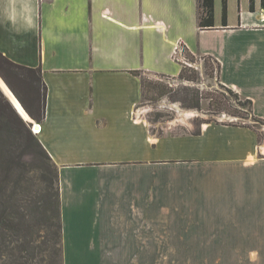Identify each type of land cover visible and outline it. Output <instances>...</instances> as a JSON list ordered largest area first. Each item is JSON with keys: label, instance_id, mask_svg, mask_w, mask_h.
Returning a JSON list of instances; mask_svg holds the SVG:
<instances>
[{"label": "crops", "instance_id": "obj_1", "mask_svg": "<svg viewBox=\"0 0 264 264\" xmlns=\"http://www.w3.org/2000/svg\"><path fill=\"white\" fill-rule=\"evenodd\" d=\"M230 3L226 26L223 2L215 0V27L200 29L198 0H0V51L41 67L47 85L45 118L37 122L0 75V88L40 125L37 135L59 167L63 264H161L160 249L201 247L235 249L234 264H264V157L256 155V132L206 123L199 134L155 137L139 111L142 77L133 73L179 75L181 64H169L183 38L178 13L189 9L200 32L232 42L222 53L185 45L215 57L220 80L251 98L264 118L262 0L254 11L250 0H237L236 20ZM220 161L232 165L230 209L208 207L206 182L193 191L188 174ZM226 215L231 230L215 234L193 219Z\"/></svg>", "mask_w": 264, "mask_h": 264}, {"label": "rangeland", "instance_id": "obj_2", "mask_svg": "<svg viewBox=\"0 0 264 264\" xmlns=\"http://www.w3.org/2000/svg\"><path fill=\"white\" fill-rule=\"evenodd\" d=\"M179 1L182 3L194 2V0ZM229 15L231 20H236L238 15L237 0H231ZM178 17L179 22L176 32H181L183 38L178 40V51L176 50L174 55L175 62L170 63L169 68H177L180 62H186L199 74V79L190 81L154 74L147 76L145 97L139 107V111L143 113L145 120L149 123L151 133L155 137L195 133L206 123L249 125L250 127L248 128L254 130L257 134L256 155L264 157V118L255 112L254 115L256 117L239 118L226 112H221L210 105V96L219 98L222 96L221 91L225 92L222 87L224 83L215 77L216 74H213V77L206 72L207 63L210 65L208 70L210 72L212 70L211 67H214L216 71L217 62L207 57L208 54L196 56V61L188 62L185 50L180 45L181 43L187 44L186 41H188L200 51L222 53L223 48L231 44V35L213 31L200 32L196 18L194 14L190 16L189 9L185 13L181 12V15L178 13ZM148 62L151 63L150 60ZM166 88L168 92L161 96L160 93ZM226 95L228 97L230 94L227 93ZM231 99L233 98L231 97ZM198 100L200 101L199 107L195 106ZM34 125L32 124L33 132H35ZM21 161L22 190L20 194L21 198L25 199L23 203H26V226L22 233L24 237L26 235L28 241L24 246L23 252L27 257L25 261L26 264L33 262L36 264H53L54 260L50 256L47 245L44 243L47 230L44 227H37L36 219L32 217L34 206L30 201H32V198L39 197L42 187L38 180L39 171L35 169L38 163L34 162L29 154L24 155ZM188 174L191 177L193 191L199 186H204V182H206L210 199L208 207H221L222 202V207L231 208L232 165L230 161H220L200 167L194 166ZM230 211L229 213H231ZM193 219H199V221L203 219L202 227L209 230L213 229L212 234H215L214 231L231 230L230 215L199 216L193 217ZM225 237L230 239V234L227 236L225 234ZM160 250L161 264H234L235 261V249L230 247L170 248ZM241 256L242 254H240V258ZM2 261L10 263L7 256H2Z\"/></svg>", "mask_w": 264, "mask_h": 264}, {"label": "trees", "instance_id": "obj_3", "mask_svg": "<svg viewBox=\"0 0 264 264\" xmlns=\"http://www.w3.org/2000/svg\"><path fill=\"white\" fill-rule=\"evenodd\" d=\"M222 2V22L226 26L228 24V0H222ZM250 2V9L254 11L255 0H250ZM262 5L264 7V0H262ZM198 26L200 29L215 27V0H198ZM180 45L185 50L187 61H196L197 55L184 43ZM207 57L214 59L217 66L216 71L214 67H211L212 70L209 72L210 65L207 63L206 72L211 76L216 74L215 77L220 80L221 64L212 55L208 54ZM180 64L181 70L177 78L190 81L199 79V74L192 69L191 65L186 62H180ZM133 73L142 77L143 98L147 86L146 78L150 74L176 78L160 73L142 71H133ZM0 75L19 99L29 116L33 120L41 122L45 118L47 104V85L43 80L41 67H29L19 64L0 51ZM222 87L225 92L221 91L222 96L219 98L210 96V105L221 112L239 118L255 116L251 98L241 95L225 84H222ZM167 92L166 88L160 95L163 96ZM227 93L230 94L228 97ZM195 106H200L199 100ZM32 124L15 109L12 102L0 88V264H26L25 258L27 257L23 252L28 241L26 235L24 237L22 233L26 226V203H23L25 199L21 198L20 194L22 190L20 162H22V157L27 154L32 157L34 162L38 163L35 169L39 171L38 180L42 184L39 197L32 198V201H30L34 206L32 217L36 219L37 227H44L47 230L44 243L54 260L53 264H63L59 167L42 144L37 133L32 131ZM235 125L250 127L244 124ZM200 132L201 128L195 134ZM2 256H7L10 263L3 262Z\"/></svg>", "mask_w": 264, "mask_h": 264}, {"label": "bare ground", "instance_id": "obj_4", "mask_svg": "<svg viewBox=\"0 0 264 264\" xmlns=\"http://www.w3.org/2000/svg\"><path fill=\"white\" fill-rule=\"evenodd\" d=\"M0 83L3 85V87L5 88L6 87V85H5V83H3V81L0 79ZM22 111V110H21ZM36 125H37V123H36ZM39 125V124H38ZM40 129H41V127H40V125H39V127L38 128H35V131L36 132H40Z\"/></svg>", "mask_w": 264, "mask_h": 264}, {"label": "water", "instance_id": "obj_5", "mask_svg": "<svg viewBox=\"0 0 264 264\" xmlns=\"http://www.w3.org/2000/svg\"><path fill=\"white\" fill-rule=\"evenodd\" d=\"M38 127H39L38 123H37V125H36V124L34 125V129H35V128H38Z\"/></svg>", "mask_w": 264, "mask_h": 264}, {"label": "built area", "instance_id": "obj_6", "mask_svg": "<svg viewBox=\"0 0 264 264\" xmlns=\"http://www.w3.org/2000/svg\"><path fill=\"white\" fill-rule=\"evenodd\" d=\"M41 130V129H40ZM36 132V131H35ZM36 133H38V132H36Z\"/></svg>", "mask_w": 264, "mask_h": 264}]
</instances>
